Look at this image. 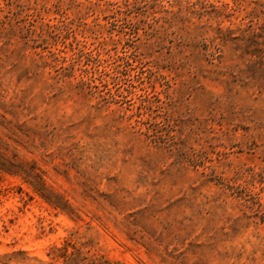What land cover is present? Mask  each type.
<instances>
[{"label": "rangeland", "instance_id": "obj_1", "mask_svg": "<svg viewBox=\"0 0 264 264\" xmlns=\"http://www.w3.org/2000/svg\"><path fill=\"white\" fill-rule=\"evenodd\" d=\"M261 9L0 0V264H264Z\"/></svg>", "mask_w": 264, "mask_h": 264}, {"label": "trees", "instance_id": "obj_2", "mask_svg": "<svg viewBox=\"0 0 264 264\" xmlns=\"http://www.w3.org/2000/svg\"><path fill=\"white\" fill-rule=\"evenodd\" d=\"M250 1L255 5L261 6L262 9L260 13L264 16V3H258V0H250ZM250 23H252V20H250ZM243 32H247L248 34H250V36L254 38V45L256 47V50H259L258 48L259 44L258 41H256V39L264 37L263 33H257L256 30L252 28V24H249L247 26V29L244 30ZM240 40L244 41L245 37L244 36L241 37ZM54 250L58 253L57 255L54 256L55 257L54 259H60L62 264H113L108 261H101L99 258L90 255L89 250H87L86 253H83L81 248L76 247L74 244H71L69 242H65V244L61 247L58 248L55 247Z\"/></svg>", "mask_w": 264, "mask_h": 264}]
</instances>
